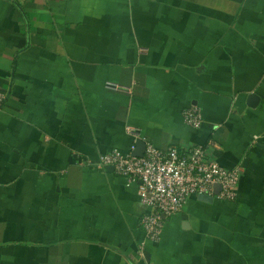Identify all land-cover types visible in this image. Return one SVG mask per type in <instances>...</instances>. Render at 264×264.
<instances>
[{"label": "crops", "instance_id": "crops-1", "mask_svg": "<svg viewBox=\"0 0 264 264\" xmlns=\"http://www.w3.org/2000/svg\"><path fill=\"white\" fill-rule=\"evenodd\" d=\"M0 94V264H264L257 0H0ZM139 140L242 176L235 202L191 197L145 258L138 185L96 167Z\"/></svg>", "mask_w": 264, "mask_h": 264}, {"label": "built area", "instance_id": "built-area-1", "mask_svg": "<svg viewBox=\"0 0 264 264\" xmlns=\"http://www.w3.org/2000/svg\"><path fill=\"white\" fill-rule=\"evenodd\" d=\"M113 87H117L113 85ZM6 100L0 94V109ZM185 123L195 130L203 125V117L190 107L183 112ZM136 133L135 130H132ZM146 149L142 158L120 150H112L103 155L96 167L103 170L114 167L116 174L125 178L128 184H137L139 195L147 213L140 221L144 232V242L139 253L145 258L146 246L161 240L167 219L183 212L193 196H214L215 187L220 186L217 198L235 201L241 178L238 168L227 169L216 161L207 159L204 146H196L180 151L177 148L162 150L152 142L144 141ZM80 166H90L92 161L77 158Z\"/></svg>", "mask_w": 264, "mask_h": 264}, {"label": "water", "instance_id": "water-1", "mask_svg": "<svg viewBox=\"0 0 264 264\" xmlns=\"http://www.w3.org/2000/svg\"><path fill=\"white\" fill-rule=\"evenodd\" d=\"M248 99H249V105L251 107H256L257 103L259 102V97L256 94H251ZM260 147L264 150L263 145ZM145 149H146L145 142H143L142 140H139V141H137L136 148L133 151L132 155L134 157H137V158H142L144 156ZM106 170L110 173L115 172V169L112 166L107 167ZM220 190H221L220 186H216L215 187V194L218 195L220 193ZM200 200H202L203 202H206V203H213L214 198L212 196L204 195V196L200 197Z\"/></svg>", "mask_w": 264, "mask_h": 264}, {"label": "rangeland", "instance_id": "rangeland-1", "mask_svg": "<svg viewBox=\"0 0 264 264\" xmlns=\"http://www.w3.org/2000/svg\"><path fill=\"white\" fill-rule=\"evenodd\" d=\"M232 1L241 2V1H245V0H232ZM257 1L260 5L264 6V0H257ZM232 9H233V7L227 8V10H232ZM227 16H229V14H227ZM228 21H229L228 23H232L234 21V18L228 17Z\"/></svg>", "mask_w": 264, "mask_h": 264}, {"label": "trees", "instance_id": "trees-1", "mask_svg": "<svg viewBox=\"0 0 264 264\" xmlns=\"http://www.w3.org/2000/svg\"><path fill=\"white\" fill-rule=\"evenodd\" d=\"M6 101V100H5ZM3 107V106H2ZM241 180H242V176H241V178H240V183H241ZM239 183V184H240ZM237 199H238V194H237V197H236V199H235V201H237ZM235 201H232V202H235ZM182 213V212H181ZM180 214V213H179Z\"/></svg>", "mask_w": 264, "mask_h": 264}]
</instances>
